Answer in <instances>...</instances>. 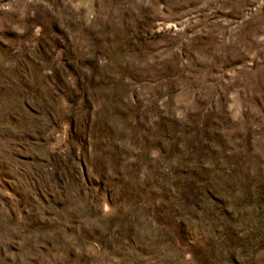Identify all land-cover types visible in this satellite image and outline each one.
Here are the masks:
<instances>
[{"label": "rangeland", "instance_id": "1", "mask_svg": "<svg viewBox=\"0 0 264 264\" xmlns=\"http://www.w3.org/2000/svg\"><path fill=\"white\" fill-rule=\"evenodd\" d=\"M0 264H264V0H0Z\"/></svg>", "mask_w": 264, "mask_h": 264}]
</instances>
